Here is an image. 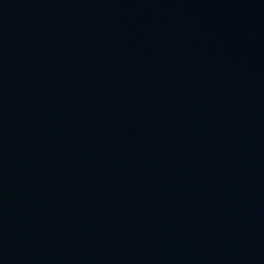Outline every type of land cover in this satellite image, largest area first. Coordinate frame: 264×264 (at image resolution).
Listing matches in <instances>:
<instances>
[{
    "label": "water",
    "instance_id": "water-1",
    "mask_svg": "<svg viewBox=\"0 0 264 264\" xmlns=\"http://www.w3.org/2000/svg\"><path fill=\"white\" fill-rule=\"evenodd\" d=\"M0 264H264V0H0Z\"/></svg>",
    "mask_w": 264,
    "mask_h": 264
}]
</instances>
